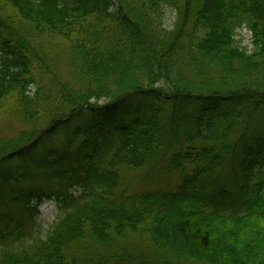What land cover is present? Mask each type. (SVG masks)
I'll use <instances>...</instances> for the list:
<instances>
[{"label": "trees", "instance_id": "obj_1", "mask_svg": "<svg viewBox=\"0 0 264 264\" xmlns=\"http://www.w3.org/2000/svg\"><path fill=\"white\" fill-rule=\"evenodd\" d=\"M8 105L24 126L0 137V213L27 220H0V264H264V0H0ZM85 114L118 119L28 155ZM158 166L174 189L124 185ZM44 199L61 205L47 232Z\"/></svg>", "mask_w": 264, "mask_h": 264}, {"label": "rangeland", "instance_id": "obj_2", "mask_svg": "<svg viewBox=\"0 0 264 264\" xmlns=\"http://www.w3.org/2000/svg\"><path fill=\"white\" fill-rule=\"evenodd\" d=\"M174 20H175L174 12L170 8L164 7L163 8L164 27L168 30H171ZM234 40L237 41V45L240 46L243 50H246L247 52H250L252 50L251 34L245 26H242L235 31ZM55 58L57 59V66L61 67L64 79H66L67 78L66 67L68 65V61L63 56L62 52L59 53L57 52V56H55ZM33 90L34 88L31 87V91ZM105 104H106L105 101L99 102V106H104ZM136 105L137 104L135 100L126 101V103L123 104L119 108V110L116 111L117 116L120 117V115L126 114L128 112L131 113ZM11 111H12V107L8 105L3 112H0V137L16 134L18 130L19 129L21 130L24 126L23 124L24 122L22 119H19L16 116H10V117L8 116V113H10ZM85 116L86 114L80 116V121H79L80 123L77 122V124L74 125L67 124L66 126H63V128H60L61 131L58 137L55 139V142H57L56 144L41 143L37 150L29 151L28 155L35 160H41L40 157L42 150H44L45 152L53 151L54 153V152H58L61 148H64L63 146L66 147L65 155H68L72 151V149H67V147L71 141L73 142L74 136H77L79 133H82L84 131L87 132L88 130L90 131L92 129L97 130L98 128H95L97 125L98 127L104 126L106 128L107 123L109 124V122L111 123L112 120L115 121L118 119L117 117L112 115V118L106 121L107 123H105V121H103L104 118L100 117L97 114L88 115V117ZM127 116H129V113L127 114ZM88 133L89 132H87L86 134ZM78 137L79 135L75 138ZM82 139L83 137L81 135L79 141H81ZM43 144L45 145L43 146ZM76 148L77 146L75 147V149ZM75 149L73 150L75 151ZM32 154H34V156ZM9 165L1 164L0 170L3 169L4 167L10 168ZM12 165L20 166L18 162L13 163ZM21 168H23L22 165ZM129 170L130 171L125 172L126 175H124L125 177L124 185L129 187L131 189V192H139V191L143 192V191H151L156 189L172 190L178 184V178H179L178 173L170 171L169 168H167L166 166L155 167V169L152 171H148L145 168L129 169ZM71 192L75 194H81L83 190L81 188L79 189L74 188ZM5 202H8V200L5 199L3 203ZM60 206L61 205H59L56 199H44L40 203H38L37 210L36 212H33V215L35 216L36 223L37 225H39L41 232H47L50 226L54 223L57 214L60 212ZM21 215L22 216L19 218L15 213L12 212H6L5 215L3 213H0V220L10 219L11 221L14 222L26 221L27 215L26 214H21Z\"/></svg>", "mask_w": 264, "mask_h": 264}]
</instances>
